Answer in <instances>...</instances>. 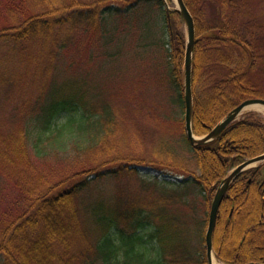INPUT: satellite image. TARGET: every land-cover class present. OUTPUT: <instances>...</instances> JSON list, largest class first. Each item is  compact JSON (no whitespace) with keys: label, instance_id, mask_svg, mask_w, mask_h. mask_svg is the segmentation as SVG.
<instances>
[{"label":"trees","instance_id":"trees-1","mask_svg":"<svg viewBox=\"0 0 264 264\" xmlns=\"http://www.w3.org/2000/svg\"><path fill=\"white\" fill-rule=\"evenodd\" d=\"M184 1L196 22L192 126L195 135L203 136L243 101L264 100V8L257 11L251 0ZM184 25L166 0H0V43L39 44L36 58L48 52L52 80L24 121L1 134L4 171L16 172L15 166L30 171L54 144L60 151L68 144L81 152L92 150L105 129L120 123L112 98L121 91L114 88L106 100H97L89 73L78 72L76 60L65 58L81 30L97 34L99 46L108 47L107 63H121L128 48L134 52L126 62L146 72V86L161 100L155 114L163 117L164 126L176 128L186 108ZM183 132L184 146L193 151L200 173L170 165L193 176L175 188L156 181L140 187L143 195L126 187L109 198L100 191L102 182L137 172L144 162L119 155L100 166L82 164L43 191L21 192L28 208L16 217L9 218L8 212L0 217V264H207L211 203L230 170L264 154V120L247 115L201 146H193ZM168 136L160 140L170 152L176 141H170L172 133ZM118 162L129 164L108 168ZM149 190L160 194L153 198ZM190 195L206 206L205 218L183 211ZM173 204L176 214L168 208ZM193 219L188 239L184 226ZM214 249L227 264H264V165L230 186L220 207Z\"/></svg>","mask_w":264,"mask_h":264},{"label":"rangeland","instance_id":"rangeland-1","mask_svg":"<svg viewBox=\"0 0 264 264\" xmlns=\"http://www.w3.org/2000/svg\"><path fill=\"white\" fill-rule=\"evenodd\" d=\"M171 1L170 10L176 8V0ZM251 2L254 9L263 10L264 0H251ZM4 15L12 18L10 14ZM184 29L187 33L186 25H184ZM98 39L97 34L79 31L75 45L71 47L72 50L67 53L65 58L76 60L78 72L84 75L89 73L90 81L94 84L93 89L97 91V100H100V97L106 100L114 88L121 91L112 98L113 104L118 107H116L118 110L116 116H119L120 123H117L113 128L105 129L100 141L87 152H81L69 144L65 151H60L57 144H54L53 146L56 148L46 150L45 155H42V158L30 171L26 167H21L18 170V166H15L16 172H6L3 169L5 166L0 163V217L4 216V212H8L9 218L16 217L21 210L28 208L27 202L20 197L21 192L43 191L46 189L47 183L56 184L68 171H73L82 164L100 166L106 162L111 163L119 155L143 159L144 162L143 165H139L141 168H138L137 172L127 171L111 178V180L102 182L100 191L109 198L119 189L126 187L143 195L145 189L140 187L149 188L156 181L159 184L168 185L169 188H175L183 181L193 178L191 174L182 172L178 166L171 168L170 165H181L192 172L200 173L193 151L184 146L185 125L181 122L185 119V110L180 112V119H177L175 123L176 128L164 126L163 117H157L155 114L159 109L158 104L161 102L160 96L157 98V91L146 86L144 79L146 72L144 74L141 67L131 66L125 60L127 54L132 56L134 52L128 48L121 63L116 61L107 63L103 57L108 52V47L99 46ZM112 48H114L113 45ZM39 51V44L16 46L0 43V142L3 140L1 134H7L17 125L16 122L24 121L32 104L38 99L39 92H42V89L45 90L49 82L52 81L49 72H47L50 66L48 52L45 51L36 58ZM107 61L109 62V60ZM138 64L141 65L140 62ZM111 73H113V77ZM116 83L119 85L116 86ZM159 114L158 111V116ZM251 114L264 120V111L256 109H246L240 118ZM165 130L169 132H164ZM165 133L167 136L172 133L170 141H176L170 152L166 150V143L162 139L160 140L162 135L165 137ZM30 147H33L32 143H30ZM170 157L177 161L172 162ZM28 158L31 159V157ZM128 164L118 162L108 168L125 167ZM163 174L169 177H165ZM155 191L156 194L149 190L148 194L154 198L160 194L159 190ZM201 197L198 199L200 200ZM193 199H197V197L190 195L188 199L190 204L184 207L183 211L193 214V218H205L206 206L203 205L202 200L200 204ZM173 205L168 208L172 214H176L177 206ZM194 205H198L196 210L193 209ZM173 223L178 226L176 222ZM195 224L193 219L192 222L189 220L184 226V230H186L184 233L188 239L193 233ZM153 245L157 246L156 250L159 249L157 243Z\"/></svg>","mask_w":264,"mask_h":264},{"label":"water","instance_id":"water-1","mask_svg":"<svg viewBox=\"0 0 264 264\" xmlns=\"http://www.w3.org/2000/svg\"><path fill=\"white\" fill-rule=\"evenodd\" d=\"M176 11H178L184 18L187 28V45H186V53H185V102H186V117H185V129L186 134L193 146H201L206 145L208 143L213 142L223 131L230 126L234 121H236L240 115L249 108L250 106H264L263 99H248L241 103L239 106L234 108L229 114H227L223 120L218 123L215 128L205 136H196L193 132L192 127V117H193V90H192V73H193V59L196 45V26L195 20L192 16L190 10L185 4L184 0H176ZM264 162V154L258 157L247 160L242 163L240 166L235 168L228 177H226L220 187L217 190L215 198L213 200L209 225L206 235L207 240V260L208 264H213L212 261V252H213V234L217 223L219 208L221 206L222 201L224 200L226 193L232 184V182L240 176L243 172L255 168L258 164ZM248 264H261V263H248Z\"/></svg>","mask_w":264,"mask_h":264},{"label":"bare ground","instance_id":"bare-ground-1","mask_svg":"<svg viewBox=\"0 0 264 264\" xmlns=\"http://www.w3.org/2000/svg\"><path fill=\"white\" fill-rule=\"evenodd\" d=\"M247 109H256V110H259V111L260 110L264 111V106H250ZM213 264H220L214 256H213Z\"/></svg>","mask_w":264,"mask_h":264},{"label":"flooded vegetation","instance_id":"flooded-vegetation-1","mask_svg":"<svg viewBox=\"0 0 264 264\" xmlns=\"http://www.w3.org/2000/svg\"><path fill=\"white\" fill-rule=\"evenodd\" d=\"M252 182H253V180L249 181V185H250ZM261 186H262V185H261ZM261 186H260V187H261Z\"/></svg>","mask_w":264,"mask_h":264}]
</instances>
